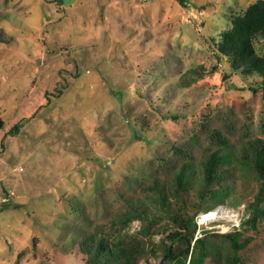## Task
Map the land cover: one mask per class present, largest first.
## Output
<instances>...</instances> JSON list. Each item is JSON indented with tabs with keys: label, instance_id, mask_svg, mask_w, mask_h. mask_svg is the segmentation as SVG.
Instances as JSON below:
<instances>
[{
	"label": "rangeland",
	"instance_id": "1",
	"mask_svg": "<svg viewBox=\"0 0 264 264\" xmlns=\"http://www.w3.org/2000/svg\"><path fill=\"white\" fill-rule=\"evenodd\" d=\"M258 1L0 0V264H86L87 236L121 264H169L182 203L219 249L205 264H225L235 233L239 264H264V220L249 224L261 181L244 160L264 140V76L217 50ZM213 153L228 190L202 201Z\"/></svg>",
	"mask_w": 264,
	"mask_h": 264
},
{
	"label": "trees",
	"instance_id": "2",
	"mask_svg": "<svg viewBox=\"0 0 264 264\" xmlns=\"http://www.w3.org/2000/svg\"><path fill=\"white\" fill-rule=\"evenodd\" d=\"M182 8H186V0H175ZM254 39L264 41V1H258L249 6L246 11L233 19L231 29L221 34L220 42L217 44L219 54L224 56L232 69L243 75L264 76V53L259 56L253 49ZM264 88V83H263ZM16 130V128H15ZM244 160L255 172L261 181L260 190L255 201L249 206L252 211V218L249 222L251 228L255 229L256 224L264 220V140H255L251 143ZM223 159L218 153L207 157L202 170V187L198 198L202 201L208 200V194L212 198L228 190V187L221 185L224 172L220 169ZM186 171L179 172L174 180L175 191L185 193L193 189ZM217 184V189L208 188ZM160 202L169 204L166 194L160 192ZM168 214L170 221L178 230L170 235V243L164 248L163 260L169 264H205L212 254H218L219 249L212 245L207 236L194 238L196 224L189 216L185 204H180L174 210L169 207ZM227 244V255L224 258L225 264H239V252L242 251L248 242H240L241 235L238 233L222 236ZM81 253L86 256V264H121L118 254L111 247L110 243L103 237L87 236L81 242Z\"/></svg>",
	"mask_w": 264,
	"mask_h": 264
},
{
	"label": "bare ground",
	"instance_id": "3",
	"mask_svg": "<svg viewBox=\"0 0 264 264\" xmlns=\"http://www.w3.org/2000/svg\"><path fill=\"white\" fill-rule=\"evenodd\" d=\"M214 218H215V215H214V214L204 215V216L202 217V219H201L200 224H203V223H205V222H208V221H210V220H212V219H214Z\"/></svg>",
	"mask_w": 264,
	"mask_h": 264
}]
</instances>
